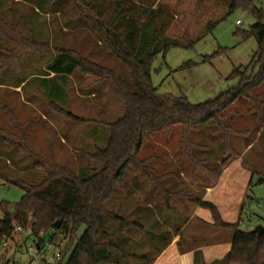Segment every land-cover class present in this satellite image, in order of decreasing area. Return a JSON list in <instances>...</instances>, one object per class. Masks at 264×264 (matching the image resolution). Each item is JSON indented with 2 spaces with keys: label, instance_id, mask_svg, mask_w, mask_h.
<instances>
[{
  "label": "rangeland",
  "instance_id": "1",
  "mask_svg": "<svg viewBox=\"0 0 264 264\" xmlns=\"http://www.w3.org/2000/svg\"><path fill=\"white\" fill-rule=\"evenodd\" d=\"M40 1H46L44 9ZM143 1H158L156 6L166 9L173 19L166 34L171 39L180 41L187 34L198 40L191 48L173 47L153 60L152 84L160 95L204 103L238 86L240 76L233 75L237 68L253 69L249 65L257 41L254 37L243 40L238 33L255 22L247 11L238 8L209 31V22L228 12L226 5L216 6L212 1L198 5V0ZM251 1L264 10V0ZM87 2L93 0H0V136L20 139L25 133L35 156L74 171L89 163L88 155L95 147L103 146L102 138L93 134L97 123L116 120L123 113L122 105L109 82L74 76L64 90L65 104L58 103L61 107L56 109L39 81L45 77L42 72L60 50H67L103 63L128 79L127 68L105 57L98 35L86 24ZM237 20L242 24H236ZM255 97L253 106L249 99L239 98L228 109L226 132L205 124L185 139L182 126L177 125L144 142L139 158L151 159L149 168L160 182L150 177L141 189L129 183L136 196L121 207L127 213L135 207L146 208L142 213L154 227L150 231L159 236H150L152 242L136 231L129 233V250L148 258L131 256L127 264H241L237 255L229 261L233 238L229 225L239 223L251 231L264 227V183L258 182L264 177V125L260 127L258 108L260 103L264 119V98L262 94ZM66 111L84 121H70ZM224 138H228L226 143ZM23 195L20 187L0 180V203L6 202L13 210ZM192 197L212 203L215 213L190 201ZM52 235L50 231L44 236L46 245L40 253H29L32 239L13 233L8 247H0V264H46L44 258L70 244L64 240L56 247L49 242ZM260 246L258 263L260 259L264 264V243Z\"/></svg>",
  "mask_w": 264,
  "mask_h": 264
},
{
  "label": "trees",
  "instance_id": "2",
  "mask_svg": "<svg viewBox=\"0 0 264 264\" xmlns=\"http://www.w3.org/2000/svg\"><path fill=\"white\" fill-rule=\"evenodd\" d=\"M205 1L228 7L225 16L209 22V31L238 8L250 13L255 22L247 31L238 33L243 40L254 37L258 48L249 65L252 70L246 66L234 71V76H240L238 86L199 104H192L182 96L160 95L152 84V62L157 55L162 53L165 56L173 47L191 48L198 41L187 34L180 41L166 35L173 19L160 4L156 6L158 1L87 2L93 14L86 15V24L98 35L105 57H112L127 68L128 79L103 63L91 61L73 51L60 50L42 72L45 77L39 81L48 99L56 104V109L61 107L58 103L65 104L64 90L72 77H91L95 83L107 81L119 98L123 113L116 120L97 123L93 134L102 138L103 146L95 147L88 155L89 163L78 171L35 156L25 142V133L20 139L0 136V180L24 191L13 210L6 202L0 203V245L3 239H11L15 225L31 230L32 236L27 240L32 239L38 244L39 253L46 243L44 236L50 231L53 235L49 242L56 247H60L64 240L69 241V246L60 251L61 258L55 264L64 262L68 255L65 264H127L131 256L148 258L146 254L133 253L128 248H132V237L128 234L133 231L149 237L152 242L155 240L150 236H159L150 231L154 227L142 213L146 208L142 211L135 207L127 213L121 207L128 198L132 202L136 196L135 190L128 187L129 183L141 189V184L150 177L160 182L149 168L151 159L139 158L144 142L158 133H169L177 125L182 126L185 139L205 124L218 126L220 132H226L228 109L239 98L249 99L251 105L256 103L255 94H262L264 98L263 8L251 0H198L197 4ZM40 2L41 8H38L44 9L46 1ZM258 89L262 90L259 94L256 93ZM258 108L261 127L264 119L260 103ZM59 112L64 114L63 109ZM65 116L72 122L84 121L71 111H66ZM64 138L68 140V136ZM224 140L226 143L228 138ZM24 161L28 164L24 165ZM130 174L131 182L128 181ZM258 182L264 183V177ZM189 200L215 213L212 203L197 197ZM240 226L239 223L229 225L233 233L229 261L230 258L237 259V255L241 264H263L260 259L258 263V255L260 245L264 243V233L258 236L255 231L243 230ZM82 228L84 231L78 236Z\"/></svg>",
  "mask_w": 264,
  "mask_h": 264
},
{
  "label": "built area",
  "instance_id": "3",
  "mask_svg": "<svg viewBox=\"0 0 264 264\" xmlns=\"http://www.w3.org/2000/svg\"><path fill=\"white\" fill-rule=\"evenodd\" d=\"M236 24L241 25L242 22H241L240 20H237V21H236ZM251 217H252V216H251ZM13 232H14L15 234H25V235H27V237L32 236V232H31V230H29V229H24V228H22V227H20V226H15V225H14ZM8 241H9V240H8L7 238L3 239L2 242H1L0 247L3 248V249L7 248L8 245H9V242H8ZM37 245H38L37 243H35L34 241H32V245L28 248V252H29V253H33V252H35V251H38V249H37ZM44 245H46V243H45ZM60 258H61V253H60V251H59V252H57V253H56L54 256H52V257L44 258V260H45L46 264H54V263L57 262Z\"/></svg>",
  "mask_w": 264,
  "mask_h": 264
},
{
  "label": "water",
  "instance_id": "4",
  "mask_svg": "<svg viewBox=\"0 0 264 264\" xmlns=\"http://www.w3.org/2000/svg\"><path fill=\"white\" fill-rule=\"evenodd\" d=\"M255 232L258 234V236H261L264 233V227L259 225L256 229ZM38 250H39V246H38Z\"/></svg>",
  "mask_w": 264,
  "mask_h": 264
}]
</instances>
